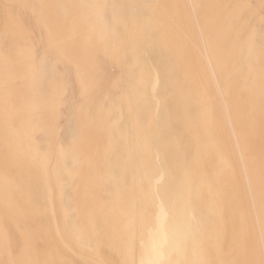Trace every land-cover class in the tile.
<instances>
[{
	"label": "bare ground",
	"instance_id": "bare-ground-1",
	"mask_svg": "<svg viewBox=\"0 0 264 264\" xmlns=\"http://www.w3.org/2000/svg\"><path fill=\"white\" fill-rule=\"evenodd\" d=\"M0 264H264V0H0Z\"/></svg>",
	"mask_w": 264,
	"mask_h": 264
},
{
	"label": "rangeland",
	"instance_id": "rangeland-1",
	"mask_svg": "<svg viewBox=\"0 0 264 264\" xmlns=\"http://www.w3.org/2000/svg\"><path fill=\"white\" fill-rule=\"evenodd\" d=\"M75 108V102L72 98L67 101V109L65 111L64 120H65V131L64 139L67 141L72 136L73 133V124H72V114Z\"/></svg>",
	"mask_w": 264,
	"mask_h": 264
}]
</instances>
